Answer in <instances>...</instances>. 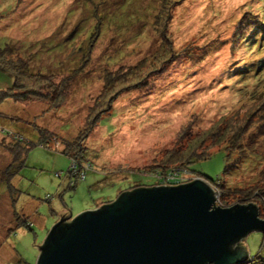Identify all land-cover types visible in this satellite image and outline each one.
I'll return each mask as SVG.
<instances>
[{
  "label": "rangeland",
  "instance_id": "1",
  "mask_svg": "<svg viewBox=\"0 0 264 264\" xmlns=\"http://www.w3.org/2000/svg\"><path fill=\"white\" fill-rule=\"evenodd\" d=\"M5 46L22 72L0 59V92L31 98L0 101V264H34L36 244L62 214L72 219L137 184L201 179L213 206L254 204L264 219V134L172 167L171 185L154 177L188 127L194 136L221 117L250 115L247 137L262 124L254 111L264 108V0H0ZM168 48L159 72L116 92L119 71L141 78ZM71 162L89 169L82 179ZM239 242L244 260L264 257V232Z\"/></svg>",
  "mask_w": 264,
  "mask_h": 264
},
{
  "label": "water",
  "instance_id": "2",
  "mask_svg": "<svg viewBox=\"0 0 264 264\" xmlns=\"http://www.w3.org/2000/svg\"><path fill=\"white\" fill-rule=\"evenodd\" d=\"M68 215L36 244L34 264H235L246 255L239 239L264 232L254 204L214 207L201 179L132 188L64 221Z\"/></svg>",
  "mask_w": 264,
  "mask_h": 264
},
{
  "label": "trees",
  "instance_id": "3",
  "mask_svg": "<svg viewBox=\"0 0 264 264\" xmlns=\"http://www.w3.org/2000/svg\"><path fill=\"white\" fill-rule=\"evenodd\" d=\"M94 27L96 28L95 33H97L99 26L94 25V26H92L91 29H93ZM91 29L89 30L88 35L91 33ZM164 51L166 52V54L165 55L162 54V60L160 62L162 65L159 64L158 67L150 68L149 72L146 73V75L141 77V78L130 79V77H133V76L138 77L139 73L135 69L129 70L127 73H124L123 70L119 71L117 73L118 80L116 81V79H115V81H116V83L117 82L120 83L121 86L118 88V90H116V92H119L123 89L129 88L132 86H137L139 83H141L140 81L142 79L147 77V75L155 73V72H159L160 69L169 61V59L172 55L171 51H173V49L168 48L166 50H163V52ZM12 56L14 57V56H16V54L13 51H11V49H9L8 46L0 48V59L6 58L5 61L14 62V60H9V58H11ZM14 59H16V57ZM6 65H7V63H6ZM7 66H9V65H7ZM15 66H16V64L14 62L12 64V67L14 70L11 68L13 71L18 69L17 71L19 73L22 72L21 70H19L18 66H16V67ZM130 72H131V75L129 77H126L125 75L126 74L128 75V73H130ZM24 78H26V77L24 76ZM111 79L113 80V78H111V77H109L107 79V81L105 82V84L107 86L105 85V88L112 87V83H114V81L110 84ZM142 83H143V81H142ZM57 87H58V85L55 86L54 88H57ZM64 87H65V85L60 86V89H58L57 91L62 93L64 91L63 90ZM8 88H10V87H8ZM11 91L13 92V93H11V95H9L8 92H5V90L1 91L0 92V101L5 97H10V96L15 101L16 100L23 101V100L27 99V97H30V96L18 97L17 95L19 93L17 92V90H11ZM33 93L34 92H32V94ZM37 95L38 96L42 95V93L40 92V94H37ZM41 98H43V97L41 96ZM43 99H45V98H43ZM53 100H55V98ZM54 106H56V105H54ZM254 112H255V115H257V117L262 119V124H260L258 127H256V132L249 134L247 137H244V136H245V132L247 131L248 127L250 126V115H248V117L241 122H239L235 118L221 117V118L216 120L218 122L216 124L212 125L210 127V129L204 130L198 134L196 133V135L194 134V136H191L193 134L190 131V127L186 128L184 130L185 132L183 133V135H181L180 137L178 136V138L175 141V144L170 147L171 149L167 150L166 156L164 159V162L166 165H161V166L157 165V166L159 168L164 169L163 170L164 172L171 169L172 167H176V166H184V167L188 168V164L191 163L193 160L203 159V158L207 157L209 155V152H210L209 149L212 147H217V146H220L222 144H224V145L226 144L228 147V150L229 149L238 150V149H241L242 147L246 148V146L248 148L253 143H257L258 139H256V138L259 135L264 134V108L263 107H256V110ZM256 112L258 114H256ZM256 133H260V134L256 135ZM243 137H244V139H243ZM40 140H41V138H40ZM17 141H19V140H17ZM181 141H187V142L182 144ZM23 146H24V151H25V149L27 148V144H25ZM76 147H77V149H79V151L82 148L81 146H78V144H76ZM61 152L64 153L66 156H68L70 158V160H71V158H74V159L80 160V161L82 160V153L81 152L78 156L74 155L75 153H72V152L70 153L65 149L62 150ZM80 161H78V162H80ZM77 163L73 164V162H71L73 167L70 166L68 172H70L72 170L73 171V174H72L73 177L76 176V177L82 179L84 177V172L89 170V169L83 170V168L81 169V165H79ZM165 168H167V169H165ZM81 173H83L82 177L79 176V174H81ZM263 176H264V172H263ZM73 185H74V183H72L70 186H73ZM137 185L138 186H135V187H128L127 189H125L123 191L130 190V189L136 188V187H144L145 186V185H141V184H137ZM123 191H121V192H123ZM111 202L112 201H108V202H105V204L111 203ZM232 205L233 204H230V205H227L226 207L228 208L229 206H232ZM237 205H241V204H237ZM242 205L246 206V204H242ZM255 210H256V208H255ZM256 213H257V210H256ZM69 220H71V219H69ZM64 221H66V220H64ZM20 222L22 225L26 223L25 221H20ZM250 260H254L255 262H257V264H264V257H262L258 254L255 255L253 257V259H250ZM250 260L241 259V260L237 261L235 264H246V262H250ZM203 264H211V263L204 262Z\"/></svg>",
  "mask_w": 264,
  "mask_h": 264
},
{
  "label": "built area",
  "instance_id": "4",
  "mask_svg": "<svg viewBox=\"0 0 264 264\" xmlns=\"http://www.w3.org/2000/svg\"><path fill=\"white\" fill-rule=\"evenodd\" d=\"M86 170V169H88L87 167H85V168H83V170ZM83 173H81V174H79V176H83L82 175ZM161 176L159 177V176H157V175H154V177H156V178H158V182L160 183V182H167V183H169L170 185L171 184H173V183H175V182H177L178 181V178H177V175H178V172H177V170H175L174 168L172 169H169V170H167V171H165V172H162L161 174H160ZM191 181V180H190ZM159 186V185H158ZM162 186H165V185H162Z\"/></svg>",
  "mask_w": 264,
  "mask_h": 264
},
{
  "label": "crops",
  "instance_id": "5",
  "mask_svg": "<svg viewBox=\"0 0 264 264\" xmlns=\"http://www.w3.org/2000/svg\"><path fill=\"white\" fill-rule=\"evenodd\" d=\"M245 250H246V248H245ZM245 256H247V255H245Z\"/></svg>",
  "mask_w": 264,
  "mask_h": 264
}]
</instances>
